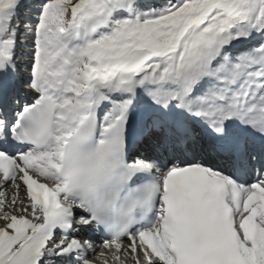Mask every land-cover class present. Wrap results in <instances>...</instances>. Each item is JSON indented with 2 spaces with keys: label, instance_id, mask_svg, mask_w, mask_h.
<instances>
[{
  "label": "snow or ice",
  "instance_id": "6c2138e0",
  "mask_svg": "<svg viewBox=\"0 0 264 264\" xmlns=\"http://www.w3.org/2000/svg\"><path fill=\"white\" fill-rule=\"evenodd\" d=\"M0 264H264V0H0Z\"/></svg>",
  "mask_w": 264,
  "mask_h": 264
}]
</instances>
